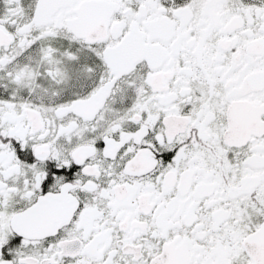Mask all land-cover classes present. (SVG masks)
Returning a JSON list of instances; mask_svg holds the SVG:
<instances>
[{
	"label": "snow or ice",
	"instance_id": "snow-or-ice-1",
	"mask_svg": "<svg viewBox=\"0 0 264 264\" xmlns=\"http://www.w3.org/2000/svg\"><path fill=\"white\" fill-rule=\"evenodd\" d=\"M0 264H264V0H0Z\"/></svg>",
	"mask_w": 264,
	"mask_h": 264
}]
</instances>
